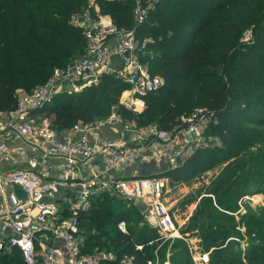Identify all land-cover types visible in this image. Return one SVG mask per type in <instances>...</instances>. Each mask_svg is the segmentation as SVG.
Wrapping results in <instances>:
<instances>
[{
  "label": "trees",
  "instance_id": "trees-1",
  "mask_svg": "<svg viewBox=\"0 0 264 264\" xmlns=\"http://www.w3.org/2000/svg\"><path fill=\"white\" fill-rule=\"evenodd\" d=\"M137 1L96 0L118 27H136L140 37L154 39L144 62L163 82L143 96V111L123 107L122 115L139 126L155 123L169 130L198 107L216 112L218 122L209 134L219 136L222 145L198 149L178 169L179 176H189L221 164L184 232H199L208 264H264V212L240 210L239 219L234 215L241 199L264 192V0H160L136 26ZM88 5L89 0H0V110L15 107L19 89L45 83L56 67H66L84 52L85 36L69 18ZM247 30L252 31L250 42L243 38ZM124 88L121 77L105 74L99 85L58 95L41 112L53 115L54 127L68 130L78 121L104 118ZM124 201L97 198L81 215L86 250H112L118 259L129 254L136 264H148L161 234ZM134 215L137 225L144 222L136 233L130 225ZM122 219L127 233L117 227ZM235 244L240 251L232 255ZM171 251L174 264H194L185 243H176ZM0 263L23 264L17 250L2 255Z\"/></svg>",
  "mask_w": 264,
  "mask_h": 264
},
{
  "label": "built area",
  "instance_id": "built-area-1",
  "mask_svg": "<svg viewBox=\"0 0 264 264\" xmlns=\"http://www.w3.org/2000/svg\"><path fill=\"white\" fill-rule=\"evenodd\" d=\"M159 1L136 2V26ZM69 21L85 36L84 52L66 67H56L45 83L19 89L15 107L0 110V257L17 250L23 264H136L133 255L118 259L112 250H86L81 215L97 198L135 199L162 239L180 237L164 197L169 178L142 173L150 163L169 162L174 168L198 149L221 146L220 137L209 134L218 117L214 110L198 107L169 130L139 126L118 114L57 129L41 109L58 95L99 85L105 74L127 84L129 107L142 103L163 82L144 62L154 42L151 36L140 37L136 27H118L92 4L72 12ZM251 36L247 30L243 38ZM118 124L130 136L105 137ZM97 158L102 166L95 164ZM127 226L123 219L117 224L124 233ZM136 247L143 249L142 244Z\"/></svg>",
  "mask_w": 264,
  "mask_h": 264
},
{
  "label": "rangeland",
  "instance_id": "rangeland-1",
  "mask_svg": "<svg viewBox=\"0 0 264 264\" xmlns=\"http://www.w3.org/2000/svg\"><path fill=\"white\" fill-rule=\"evenodd\" d=\"M89 4L97 5L96 0H89ZM136 5V4H135ZM113 19V18H112ZM114 21V20H113ZM244 37V34H243ZM252 40V36L250 39H246V42H250ZM127 88L122 89L119 94L116 97L112 98V101L116 99L115 102H112L109 106V109L106 111L108 112L107 115H105L104 118L109 117L113 114H118L121 117L122 115V108L127 107L131 110L132 113L135 112H141L144 110L146 107L145 100H143L142 103H139L138 105H133L129 107L125 103V95H126ZM49 103L46 106L51 105ZM44 114V112H43ZM49 118L53 116L48 115ZM124 118V117H123ZM180 118V117H179ZM124 120L130 121L132 120L131 118H124ZM156 127H158L157 124L153 123ZM116 133L124 136H130V133L125 132L121 128V124H118L116 128H114ZM124 131V132H123ZM209 148V147H206ZM185 161V160H184ZM184 161L180 158L177 163L179 165L177 167H170L167 162H160V163H150L146 167L149 169H144L147 170L148 172L142 173V174H152L155 173L157 175H160L162 177H168L169 178V183H168V189L166 190V193L164 194L165 197V202L168 205L170 209L171 216L174 219V224L178 232L180 233V237L176 238H169V239H162L161 242H159V245L155 248L152 249V253L155 255L151 260V264H174L170 257L172 254L171 248L176 245V243H185L189 249V252H191V249L194 250V246L203 243L202 238L199 234V232L192 233L189 231L184 232V229L188 227L189 224V219L195 212V210L198 207L199 202L203 198V196L207 195L206 193V185L210 183L212 179H214L215 176H217L220 172V166L215 165L213 167L201 170L197 169L195 173L191 172L189 176H179V172L182 170L178 171L181 162L184 163ZM227 163L223 164L226 165ZM171 170V175H166L168 171ZM153 171V172H152ZM249 196V197H248ZM244 197L243 199L240 200L239 202V212H235L234 215L236 219H239V214L241 213L240 210L247 212V211H252L256 214H261L264 212V192H258L253 195H248ZM253 199V200H252ZM244 200V201H243ZM250 201V202H249ZM126 207L134 206L139 210V213L143 216V211H144V205L136 201L135 199L132 200H125ZM255 205L257 207L255 208ZM134 215L133 219L130 221V225L134 229L135 233L139 230V227L142 224L137 225V219ZM141 219V218H140ZM143 220L145 221V218L143 216ZM142 220V221H143ZM147 223V221H145ZM149 224V223H148ZM128 225V223H127ZM150 225V224H149ZM106 228L108 230H111V228ZM128 227V226H127ZM129 229V227H128ZM241 229V228H240ZM249 238L246 237L245 240L249 241ZM254 242L259 241L256 240V237H253ZM257 243V242H256ZM201 247V245H200ZM96 250V249H95ZM199 250V249H197ZM240 251V248L234 245L232 249H230V253L236 254ZM166 256L163 258V256ZM191 256V255H190ZM194 263V261H192ZM150 264V263H149ZM195 264V263H194Z\"/></svg>",
  "mask_w": 264,
  "mask_h": 264
},
{
  "label": "crops",
  "instance_id": "crops-1",
  "mask_svg": "<svg viewBox=\"0 0 264 264\" xmlns=\"http://www.w3.org/2000/svg\"><path fill=\"white\" fill-rule=\"evenodd\" d=\"M124 132V131H123ZM126 132V131H125ZM105 137H108V138H117V137H123V138H128V136H124V135H120L118 133H116V131L114 129H108L106 132H105ZM95 164H98V166H102V162H101V159L100 158H97L94 160ZM167 164L169 165V162H167ZM249 197V196H248ZM253 200V199H252ZM244 201V200H243ZM250 202V201H249ZM257 207V205H255V208ZM242 211V210H241ZM244 212V211H242ZM255 212V211H254ZM201 244L198 243V245L194 246V250L191 249V259L192 261H194V263H203V264H208L209 263V252L208 251H204L202 249V246L200 247ZM245 247V244L244 246ZM199 249V250H197ZM206 258H208V260H206Z\"/></svg>",
  "mask_w": 264,
  "mask_h": 264
},
{
  "label": "water",
  "instance_id": "water-1",
  "mask_svg": "<svg viewBox=\"0 0 264 264\" xmlns=\"http://www.w3.org/2000/svg\"><path fill=\"white\" fill-rule=\"evenodd\" d=\"M18 189V188H17ZM18 191L21 193V191L18 189ZM184 264H187V263H184Z\"/></svg>",
  "mask_w": 264,
  "mask_h": 264
}]
</instances>
